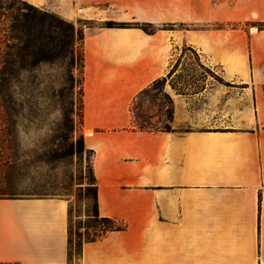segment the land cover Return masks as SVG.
Returning a JSON list of instances; mask_svg holds the SVG:
<instances>
[{
	"label": "crops",
	"instance_id": "1",
	"mask_svg": "<svg viewBox=\"0 0 264 264\" xmlns=\"http://www.w3.org/2000/svg\"><path fill=\"white\" fill-rule=\"evenodd\" d=\"M26 1L96 22L83 43L84 136L99 213L124 229L85 242L81 264H264V29L246 31L237 61L217 55L204 31L164 29L167 0ZM132 18L160 26L102 24ZM183 44L243 86L225 93L224 126H189L205 92L179 93L169 78L172 130L138 128L132 104L170 73ZM70 205L61 196L0 197V264H69Z\"/></svg>",
	"mask_w": 264,
	"mask_h": 264
},
{
	"label": "rangeland",
	"instance_id": "2",
	"mask_svg": "<svg viewBox=\"0 0 264 264\" xmlns=\"http://www.w3.org/2000/svg\"><path fill=\"white\" fill-rule=\"evenodd\" d=\"M71 0H67L68 2ZM159 1V0H156ZM166 0H163L165 2ZM168 9L163 10L160 24L170 33H189L201 30L209 35L216 47V54L234 52L237 61L241 60L242 46L246 45L247 33L254 27L264 29V21L258 20L256 12L264 14V0H167ZM30 3V2H29ZM32 4V3H30ZM34 5V4H32ZM41 10L56 13L77 29L84 31L96 25L94 20L77 11L75 16L66 18L51 9L34 5ZM254 13V14H253ZM118 27L144 29V22L136 18L116 20ZM109 20L102 21L106 24ZM152 24L147 30L158 26ZM145 30V29H144ZM146 31V30H145ZM146 31L148 33H152ZM76 59L71 66L70 58H54L29 66L7 82L2 80L0 87V192L5 197L17 196H61L71 200V231L73 240V260L80 264L81 256L76 254L79 244L102 234L103 224L96 222L93 215L94 190L91 173L92 153L85 150L59 160H48L43 156L53 146L58 129L62 128L64 112L70 108V70L76 81L72 99L75 103L74 118L78 138L85 129L79 124L78 78L81 76L80 53L83 42L76 41ZM233 50V51H232ZM179 66L170 77L187 92L203 89L193 105L196 109L189 126L196 121H213L224 126L226 91L239 93L243 86L232 82L223 66L208 63L207 57L192 44L178 48ZM175 66V65H174ZM169 84V83H168ZM207 92V93H206ZM167 101L156 88L143 94L131 108L135 126L159 130L167 125ZM15 112V122L6 123L2 116L7 111ZM163 110V112H162Z\"/></svg>",
	"mask_w": 264,
	"mask_h": 264
},
{
	"label": "trees",
	"instance_id": "3",
	"mask_svg": "<svg viewBox=\"0 0 264 264\" xmlns=\"http://www.w3.org/2000/svg\"><path fill=\"white\" fill-rule=\"evenodd\" d=\"M104 27H118L115 21L109 20ZM152 26L151 23L144 24L146 31L147 27ZM150 30L149 32H154ZM85 31L82 28L77 29L72 22L66 21L56 13H51L39 9L30 4L26 0H0V87L2 80L11 82L16 78L21 70L29 66H34L38 63L49 61L54 58H70L71 66L76 59V41L80 40L84 43ZM180 63V59L175 64L173 69L167 76L160 77L154 80L147 88L143 89L138 99L152 88L160 91V94L167 101L166 112L167 125L159 130H172L171 122L174 117V102L169 93L166 92L165 86L168 79L176 72ZM73 67V66H72ZM81 76L78 78L79 100L77 114L79 116V124L83 127L84 123V45L83 51L80 53ZM70 85L69 94L71 97L70 108L64 112V122L62 128L58 129L55 143L43 156L48 160H59L66 158L76 152L83 153L85 150L92 153L94 150L87 147L85 136L83 133L75 138L77 124L74 118L75 103L74 92L76 81L73 73V68L70 70ZM171 86L179 93H186V89L178 87L174 82ZM203 90L205 87H201ZM134 101L132 107L136 104ZM131 107V108H132ZM163 112V110H162ZM15 112L7 110L2 119L8 123L15 122ZM143 130H152L150 128L138 127ZM92 173V184L94 190V210L93 215L96 222L103 224L102 234L96 238L88 239L85 242L93 241L106 234L108 231L123 230L124 226L119 224L111 217L101 216L99 213L98 203V185L97 178L93 168V158L90 165ZM0 197H5L3 192H0ZM71 205H70V233H69V264L73 260V240L71 231ZM79 244L77 250L78 255L82 257L83 245ZM81 264V263H80Z\"/></svg>",
	"mask_w": 264,
	"mask_h": 264
},
{
	"label": "bare ground",
	"instance_id": "4",
	"mask_svg": "<svg viewBox=\"0 0 264 264\" xmlns=\"http://www.w3.org/2000/svg\"><path fill=\"white\" fill-rule=\"evenodd\" d=\"M256 16V15H255Z\"/></svg>",
	"mask_w": 264,
	"mask_h": 264
}]
</instances>
